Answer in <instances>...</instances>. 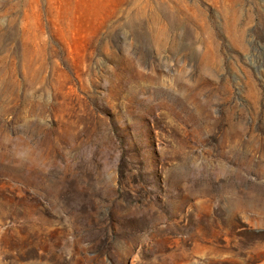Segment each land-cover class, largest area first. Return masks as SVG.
<instances>
[{"label":"rangeland","instance_id":"1","mask_svg":"<svg viewBox=\"0 0 264 264\" xmlns=\"http://www.w3.org/2000/svg\"><path fill=\"white\" fill-rule=\"evenodd\" d=\"M0 264H264V0H0Z\"/></svg>","mask_w":264,"mask_h":264}]
</instances>
